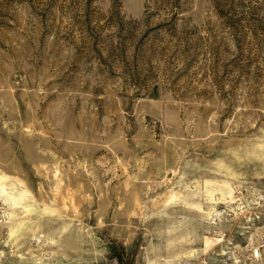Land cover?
I'll list each match as a JSON object with an SVG mask.
<instances>
[{"label": "rangeland", "instance_id": "obj_1", "mask_svg": "<svg viewBox=\"0 0 264 264\" xmlns=\"http://www.w3.org/2000/svg\"><path fill=\"white\" fill-rule=\"evenodd\" d=\"M0 264H264V0H0Z\"/></svg>", "mask_w": 264, "mask_h": 264}]
</instances>
